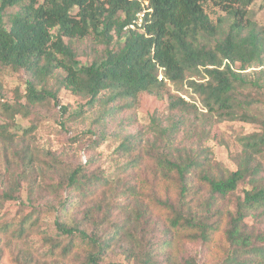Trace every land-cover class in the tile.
<instances>
[{
	"label": "trees",
	"instance_id": "trees-1",
	"mask_svg": "<svg viewBox=\"0 0 264 264\" xmlns=\"http://www.w3.org/2000/svg\"><path fill=\"white\" fill-rule=\"evenodd\" d=\"M258 1L0 0V70L24 72L29 77L25 92L17 93L14 103H6L0 115L33 122L20 134L0 121V141L10 147L21 143L16 152L20 172L13 175L0 200H16L36 166L47 168L43 158L48 152L32 145L39 128L36 110L57 109L61 90L88 99L81 114L69 115L67 121L82 119L98 108L103 114L96 121L100 124L133 111L145 93L167 100L172 120L164 128L153 118L163 151H156L157 142L148 147L134 137L117 148L116 156L123 164L118 174L122 182L115 188L103 173H89L86 165L64 175L61 172L51 186L62 194L54 207L49 206L57 217L55 234L43 238L48 250L41 258L19 253L12 264L78 261L82 249L86 264H99L110 249L109 241L69 226L62 216L84 200L93 204L86 213L100 210L107 218L117 204L105 189L129 201L117 205L129 223L165 235L168 264H198L192 258L179 263L187 245H201L207 253L224 248L221 264H264V232L248 226L250 218L264 214L263 170L257 163L264 146V121L259 123L262 132L243 139L238 169L227 175L214 165L208 149L175 147L182 116L198 114L197 104L219 121L255 122L249 115L252 109L264 114V102L253 96L264 95V28L247 17L249 7ZM9 9L17 11L5 22ZM138 15L144 16L142 27L127 29ZM90 37L104 47L103 56L82 64L73 42ZM52 79L59 86L55 92L47 88ZM60 108L62 116H67L68 107ZM34 185L31 181L28 187L29 202ZM242 185L246 186L244 197L234 214L228 204ZM28 208L25 216L16 215L2 224L0 233L16 241L38 233L44 210L32 204ZM142 256L143 264H159L156 250Z\"/></svg>",
	"mask_w": 264,
	"mask_h": 264
},
{
	"label": "rangeland",
	"instance_id": "rangeland-1",
	"mask_svg": "<svg viewBox=\"0 0 264 264\" xmlns=\"http://www.w3.org/2000/svg\"><path fill=\"white\" fill-rule=\"evenodd\" d=\"M16 11L17 9H9L6 12L5 22ZM247 17L259 28H264V0H259L249 7ZM65 42L68 43L67 40ZM73 48L82 64H91L94 60L101 59L104 51V47L99 45L93 37L73 42ZM252 71L257 70H251L249 73ZM28 80L29 77L24 72L0 70V109L6 103L12 104L19 99L17 93L25 92V84ZM47 88L54 92L59 90L55 79L48 82ZM244 94L247 93L244 92ZM253 96L255 100L264 102V95L253 93ZM184 99L193 103L188 97ZM87 102L88 99L84 97L74 96L68 91L61 90L57 109L36 110L35 123H39V128L32 140V145L36 150L48 152V157L43 158L48 166L47 168L36 166V172H31L22 183L16 200H0V226L16 215L25 216L29 212L30 204L44 210L43 221L40 231L27 236L23 241L13 240L0 233V254H2L0 264H12L19 253H29L41 258V255L48 250V247L43 245V238L45 234L49 236L55 234L54 222L57 217V213L51 211L50 207L57 204L62 194H58L51 186L54 180L60 178L61 172L64 175L71 168L86 165L89 166L87 169L89 173H103L105 178L110 180V187L115 188L122 182L118 174L123 164L118 160L116 150L127 139L134 137L139 143L148 147L157 142L156 151L164 150V143L159 142L160 138L153 126V118L161 121L164 128L171 125L167 100L161 101L156 96L145 93L140 96L139 103L133 111L108 117L100 124H96V121L103 114L98 108L87 112L82 119L67 121L69 115L79 116ZM61 106L68 107L67 116H62ZM249 115L255 118V122L219 121L198 108V114L182 116V124L176 134L175 147L208 149L214 165L227 175L238 169V162L244 153L243 139L251 134L262 132L259 123L264 121L263 112L252 109ZM0 121L9 125L13 133L19 131L21 134L33 126L31 120L21 116L8 120L0 115ZM98 137L99 146L96 147L95 141ZM20 147L19 141H16L13 147L0 141V197H4V193L9 189L13 175L20 172L19 161L16 159V152H19ZM257 156V163L261 164L263 170L261 177L264 178V146ZM31 181H34L35 185L31 189L33 195L31 194L32 200L29 202L28 187ZM244 187L246 186L242 185L228 204L234 214L238 200L244 197L242 191ZM107 190L109 191L107 196L115 204L129 202L123 196L117 199L119 192L105 189L106 192ZM98 196L96 195L95 200ZM92 205L89 201L80 200L79 204L69 210L65 217L62 216V220L71 227L77 226L88 234L99 236L102 241H109L110 249L102 256L103 260L99 264H143L144 258L143 256L140 258L139 254L143 255L150 249L160 254L157 259L159 264H168L169 252L163 246L164 234L157 230L153 231L150 227L144 231L136 223H129L127 214L122 211V206L116 205L115 211L105 218L106 216L100 210H93L91 214L86 213ZM4 216H6L5 219H3ZM248 226L256 232H264V214L256 219L250 218ZM225 252L222 247L207 253L201 245H187L179 263L192 258L198 264H221L225 258ZM80 254L83 256L78 261H61L58 264H86V252L82 249ZM55 262L51 260L48 264H55Z\"/></svg>",
	"mask_w": 264,
	"mask_h": 264
},
{
	"label": "built area",
	"instance_id": "built-area-1",
	"mask_svg": "<svg viewBox=\"0 0 264 264\" xmlns=\"http://www.w3.org/2000/svg\"><path fill=\"white\" fill-rule=\"evenodd\" d=\"M143 19H144V16L143 15H138L137 17V20L134 21V23L132 25H130L127 29H130V30H136V28H141L142 25H143ZM126 29V30H127ZM198 105V108L203 110L201 108V105L200 104H197ZM204 111V110H203ZM206 112V111H205Z\"/></svg>",
	"mask_w": 264,
	"mask_h": 264
}]
</instances>
